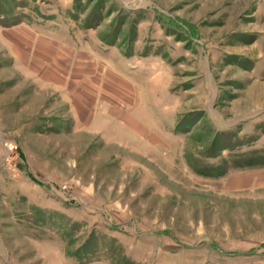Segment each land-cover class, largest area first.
Here are the masks:
<instances>
[{
  "label": "rangeland",
  "instance_id": "1",
  "mask_svg": "<svg viewBox=\"0 0 264 264\" xmlns=\"http://www.w3.org/2000/svg\"><path fill=\"white\" fill-rule=\"evenodd\" d=\"M0 264H264V1L0 0Z\"/></svg>",
  "mask_w": 264,
  "mask_h": 264
},
{
  "label": "crops",
  "instance_id": "2",
  "mask_svg": "<svg viewBox=\"0 0 264 264\" xmlns=\"http://www.w3.org/2000/svg\"><path fill=\"white\" fill-rule=\"evenodd\" d=\"M264 1V0H263Z\"/></svg>",
  "mask_w": 264,
  "mask_h": 264
}]
</instances>
